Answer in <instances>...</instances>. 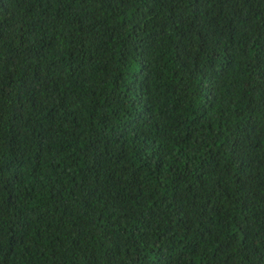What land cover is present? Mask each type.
Returning a JSON list of instances; mask_svg holds the SVG:
<instances>
[{
	"label": "trees",
	"instance_id": "16d2710c",
	"mask_svg": "<svg viewBox=\"0 0 264 264\" xmlns=\"http://www.w3.org/2000/svg\"><path fill=\"white\" fill-rule=\"evenodd\" d=\"M0 264H264V0H0Z\"/></svg>",
	"mask_w": 264,
	"mask_h": 264
}]
</instances>
